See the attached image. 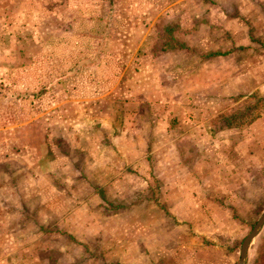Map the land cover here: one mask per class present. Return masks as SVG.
I'll list each match as a JSON object with an SVG mask.
<instances>
[{"label":"crops","instance_id":"0c3cea01","mask_svg":"<svg viewBox=\"0 0 264 264\" xmlns=\"http://www.w3.org/2000/svg\"><path fill=\"white\" fill-rule=\"evenodd\" d=\"M108 1L0 0V19L52 42L67 36L69 54L86 58L69 71L94 84L57 98L52 113L68 151L85 155L62 154L49 136L38 155L0 149V264H233L243 229L234 208L264 194V107L238 128L215 121L244 116L236 110L254 84L264 94V79H252L248 32L257 22L264 33V0ZM107 4L117 11L110 34ZM173 21L181 46L138 61ZM92 114L99 127L80 122ZM157 185L163 204L150 197Z\"/></svg>","mask_w":264,"mask_h":264},{"label":"rangeland","instance_id":"374dc122","mask_svg":"<svg viewBox=\"0 0 264 264\" xmlns=\"http://www.w3.org/2000/svg\"><path fill=\"white\" fill-rule=\"evenodd\" d=\"M62 1L67 4L68 0ZM79 1L80 0H76V4L79 3ZM110 7L113 6H108L107 4L106 16L108 19L105 24H102L103 32L106 34H110L113 28L117 26L113 22V17H115L117 13L116 8L115 6L113 9ZM74 9L75 8L72 10ZM69 10L70 9L65 10L63 6L56 5V11L62 16L67 15ZM135 12L138 13L137 11ZM5 18L7 17L3 16L0 19V124L11 123L10 125H12L14 122L20 123L26 118L28 120L26 122L27 124L21 127L18 125L13 128L1 130L0 149L4 147L7 151L18 152L20 149L28 147L27 150L31 149L33 154H37L39 153L36 152L39 148L38 146H41L43 141L45 142L46 137L49 136L50 143H48V145H51L53 141L55 144L54 147L62 152V154L66 156L70 155L74 159H78L77 157L80 155L82 157L85 155V150L83 152L73 151L72 153L68 151V146L63 136V130L60 128L59 130L56 126H52L55 123L52 113L58 108L57 98H62V96L83 95L87 88L94 85L89 84L88 80L85 79L87 73L81 70L69 71L74 63L77 68L84 66L86 58L75 57L69 54L67 36H62L60 40H53L52 42L51 40H46L48 37L45 35L38 36L41 32L35 31V26L29 27L26 24H21L18 19H14L12 22ZM253 20L254 22L256 21L255 19ZM255 23L256 24L250 22L248 26V32L254 45L252 46L253 52L251 55V75L253 80L257 79L256 76L264 79V71L262 70L264 57L259 55L260 53L264 54V33H259L257 30L259 23ZM69 26L70 25L66 23L62 25L59 33H67ZM169 28H171V31L164 27L162 28V25L159 26V35L163 39V43L160 40L152 47L148 48V50L140 55L138 61L145 59L148 51L153 54L158 51L166 50L167 48L181 46L182 42L173 38L175 33L174 30L177 28L176 22L173 21L172 26ZM40 37H42V39H40ZM167 39L170 44H166ZM154 56H156V54ZM99 58L100 56L97 54L96 57L90 58L92 60L88 59L87 61L91 62L90 64L92 65L98 62ZM183 58V65H186L190 57L186 56ZM220 61L222 62V60ZM177 70L179 71V69ZM173 73L176 75V72ZM97 76L99 75L93 76V79L97 80ZM256 86L257 83L253 85L250 89L251 92L248 93L249 95L245 98L248 99V102L245 104L243 102H241L240 105L238 104V110H236V112L245 111L244 116L236 114L235 116H231L233 117L231 118L227 116L228 114H220L218 121L215 119V124L218 123V125H220L218 127H221L228 121V124L231 123L232 126L238 128L259 116L260 109L264 107V94H261ZM116 117L115 112L109 113V120L113 125L118 123ZM99 121V116H95V114L82 117L80 120V122H83L85 125L88 123L91 127H99ZM37 130L48 131L49 135L36 137ZM58 131L60 132L59 134H57ZM52 133L55 135L51 136ZM51 156L50 150L48 157L50 158ZM7 166L9 169L13 170L17 168L16 165L11 163L7 164ZM156 189L157 191L154 190L155 192L153 191L154 193H152L150 197L155 198L158 204H163L159 185L156 186ZM256 192L257 193H253L251 197V205L248 206V203H246V206L240 205L234 208V218L239 227H243V229L236 233V259H234L233 264H235L239 258L242 239L264 211V194H260L258 190H256ZM129 196L131 195L129 194L128 197ZM128 201H130V203L128 205L125 204V207H130L133 200L128 199ZM262 235L263 236L260 237V234H258L253 240L250 252L248 253L249 257L247 256L249 260L246 261V264H264V232ZM203 243L205 245L211 244L212 239L203 240ZM255 252L257 256H255Z\"/></svg>","mask_w":264,"mask_h":264},{"label":"water","instance_id":"95a60500","mask_svg":"<svg viewBox=\"0 0 264 264\" xmlns=\"http://www.w3.org/2000/svg\"><path fill=\"white\" fill-rule=\"evenodd\" d=\"M263 225H264V211L258 217V219L254 223V225L251 227L249 232L242 239L240 250H239V258L235 264H246L249 248L254 238L259 234Z\"/></svg>","mask_w":264,"mask_h":264},{"label":"trees","instance_id":"16d2710c","mask_svg":"<svg viewBox=\"0 0 264 264\" xmlns=\"http://www.w3.org/2000/svg\"><path fill=\"white\" fill-rule=\"evenodd\" d=\"M168 30H170L171 31V28H169ZM169 36V35H168ZM169 38V37H168ZM166 44H170L169 42H168V39L166 40ZM218 54H221V52L220 53H218ZM226 124H228V121H227V123Z\"/></svg>","mask_w":264,"mask_h":264}]
</instances>
